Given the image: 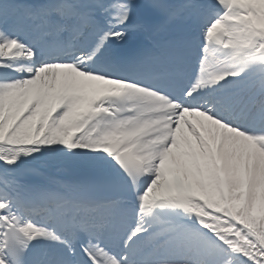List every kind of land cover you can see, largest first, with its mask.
<instances>
[{
	"label": "snow or ice",
	"instance_id": "6c2138e0",
	"mask_svg": "<svg viewBox=\"0 0 264 264\" xmlns=\"http://www.w3.org/2000/svg\"><path fill=\"white\" fill-rule=\"evenodd\" d=\"M0 264H264V0H0Z\"/></svg>",
	"mask_w": 264,
	"mask_h": 264
}]
</instances>
